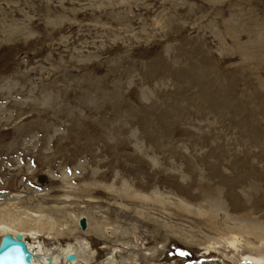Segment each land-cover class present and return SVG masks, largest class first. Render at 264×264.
I'll return each instance as SVG.
<instances>
[{
    "label": "rangeland",
    "instance_id": "rangeland-1",
    "mask_svg": "<svg viewBox=\"0 0 264 264\" xmlns=\"http://www.w3.org/2000/svg\"><path fill=\"white\" fill-rule=\"evenodd\" d=\"M7 201L105 224L76 264L264 262V0H0Z\"/></svg>",
    "mask_w": 264,
    "mask_h": 264
},
{
    "label": "bare ground",
    "instance_id": "bare-ground-1",
    "mask_svg": "<svg viewBox=\"0 0 264 264\" xmlns=\"http://www.w3.org/2000/svg\"><path fill=\"white\" fill-rule=\"evenodd\" d=\"M37 182H38V179H37ZM108 191H110L111 193H114L116 197H123L131 201L136 199L144 203L147 201L149 202V198H146L143 196L141 197L138 194L136 195L131 194L129 193L128 190L124 191L122 193L123 195L118 193V191L111 190V188L108 189ZM12 196L15 197V195H12ZM21 197H22L21 195L20 196L18 195V198H21ZM158 200H155V201L159 202ZM7 202L5 204L6 205L5 210L0 211V239L3 235H6V234H9L11 236H15L16 234L21 235L28 250L31 253H33L35 256V258L32 260L34 264H76L77 257L84 256V254H86V251H87L85 247H88L81 240L77 238V236L79 235H76V234L81 233L83 237L93 236L99 239H103L106 236V235L104 236L106 232V231L104 232L105 224L91 222V218L85 212L79 211L74 214H70V215L68 214L70 218L69 222H72L75 225L72 228V227H68L67 224L57 225L55 222H53V220H51L47 216V214L46 215L43 214L45 208L42 206H37V205L31 206L28 204L29 206H31V208H29L28 205H27L28 207L26 205L22 206L21 202H17V201L16 202L9 201L8 203ZM215 206L218 207L221 212L223 211L222 204L219 201L215 204ZM212 210H213V207H211V209L209 210L210 212L206 214L213 216ZM198 214H202V213L199 212ZM224 216H225L224 218L228 219V216L226 215V213L224 214ZM83 218H85V221H86L85 229H81L80 225H79L80 227L79 229L77 227V221L79 220V223H80V220H82ZM239 225L240 227L237 226V228L239 229V230L237 229L238 232L253 234L254 237L258 241L264 242V227H260L255 224H248V223L246 224L244 223L242 225L239 223ZM227 229H230V228H227ZM110 231H113V228H111ZM65 235L68 238H70V240H68L64 244H60L58 239L53 238V237L65 236ZM123 235L124 233L122 234L121 237H124ZM83 240L85 239L83 238ZM229 244L230 246H232L234 244V240L229 241ZM217 247L218 246H209V248H206V250L208 252H213L214 251L213 249H216ZM249 247L250 248L248 249L249 250L248 253L250 254L253 251L257 254H259L260 251H262L260 249L261 247L259 249H257L258 247H255V246H249ZM56 253L61 254L60 258H62V261L59 263H55V261L53 260V255H56ZM69 254L75 255L74 261L67 262L65 260L66 256ZM257 254L254 257L251 255H242L239 257V261H237L238 262L237 264H264V262L261 261V255H257ZM47 258H50L51 262H47L46 261ZM108 259L105 260V262L102 264H111L112 263L111 258H108ZM210 261L218 262L219 264H230L233 262L230 257H226V256L221 257V258H213V260L210 259ZM192 263H189V264H192ZM143 264H146V263L143 262Z\"/></svg>",
    "mask_w": 264,
    "mask_h": 264
},
{
    "label": "water",
    "instance_id": "water-1",
    "mask_svg": "<svg viewBox=\"0 0 264 264\" xmlns=\"http://www.w3.org/2000/svg\"><path fill=\"white\" fill-rule=\"evenodd\" d=\"M37 179L39 183L44 182L42 175H39ZM79 225L81 229H85L84 219L80 220ZM34 258V254L28 250L21 235L11 236L6 234L1 237L0 264H34L32 261ZM74 259V254H69L65 258L67 262H72ZM46 261L51 262V259L47 258Z\"/></svg>",
    "mask_w": 264,
    "mask_h": 264
}]
</instances>
